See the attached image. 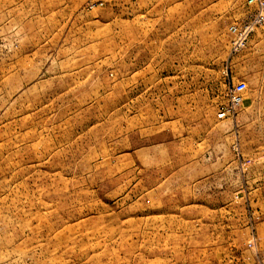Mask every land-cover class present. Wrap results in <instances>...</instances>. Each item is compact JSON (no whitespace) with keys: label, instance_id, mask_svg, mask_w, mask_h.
Instances as JSON below:
<instances>
[{"label":"rangeland","instance_id":"rangeland-1","mask_svg":"<svg viewBox=\"0 0 264 264\" xmlns=\"http://www.w3.org/2000/svg\"><path fill=\"white\" fill-rule=\"evenodd\" d=\"M256 8L0 0V264H264Z\"/></svg>","mask_w":264,"mask_h":264},{"label":"built area","instance_id":"built-area-1","mask_svg":"<svg viewBox=\"0 0 264 264\" xmlns=\"http://www.w3.org/2000/svg\"><path fill=\"white\" fill-rule=\"evenodd\" d=\"M257 5V8L253 14V17L249 22L241 24L240 26H232L231 30L235 34L234 45L239 47L242 45L247 36L254 30L258 24L264 21V0H250ZM246 88L245 82H238L233 86L230 92V106L226 111H233L239 106L243 101V91ZM225 115V112H222L220 116Z\"/></svg>","mask_w":264,"mask_h":264},{"label":"crops","instance_id":"crops-1","mask_svg":"<svg viewBox=\"0 0 264 264\" xmlns=\"http://www.w3.org/2000/svg\"><path fill=\"white\" fill-rule=\"evenodd\" d=\"M248 42H249V40H248ZM248 42H247V43H248Z\"/></svg>","mask_w":264,"mask_h":264}]
</instances>
